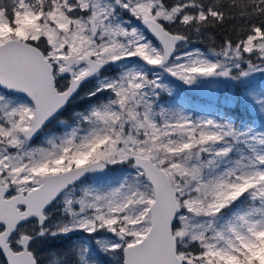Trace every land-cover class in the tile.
<instances>
[{
    "label": "snow or ice",
    "instance_id": "snow-or-ice-1",
    "mask_svg": "<svg viewBox=\"0 0 264 264\" xmlns=\"http://www.w3.org/2000/svg\"><path fill=\"white\" fill-rule=\"evenodd\" d=\"M0 264H264V0H0Z\"/></svg>",
    "mask_w": 264,
    "mask_h": 264
},
{
    "label": "rangeland",
    "instance_id": "rangeland-1",
    "mask_svg": "<svg viewBox=\"0 0 264 264\" xmlns=\"http://www.w3.org/2000/svg\"><path fill=\"white\" fill-rule=\"evenodd\" d=\"M226 95L227 91L223 83H213L202 90L188 93L192 105L198 108L214 107L218 100L223 102Z\"/></svg>",
    "mask_w": 264,
    "mask_h": 264
},
{
    "label": "trees",
    "instance_id": "trees-1",
    "mask_svg": "<svg viewBox=\"0 0 264 264\" xmlns=\"http://www.w3.org/2000/svg\"><path fill=\"white\" fill-rule=\"evenodd\" d=\"M227 34H228L227 29L215 30L216 42L219 43V41ZM197 44L201 48H207V47L211 46V41L208 38H203L202 41H197ZM73 239H75V237Z\"/></svg>",
    "mask_w": 264,
    "mask_h": 264
}]
</instances>
